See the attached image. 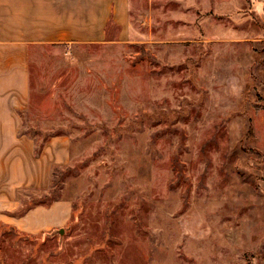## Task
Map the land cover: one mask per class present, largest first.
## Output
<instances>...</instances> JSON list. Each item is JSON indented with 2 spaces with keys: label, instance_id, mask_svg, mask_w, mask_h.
I'll use <instances>...</instances> for the list:
<instances>
[{
  "label": "rangeland",
  "instance_id": "374dc122",
  "mask_svg": "<svg viewBox=\"0 0 264 264\" xmlns=\"http://www.w3.org/2000/svg\"><path fill=\"white\" fill-rule=\"evenodd\" d=\"M86 1L78 42L27 46L18 135L65 161L1 211L0 264H264V0Z\"/></svg>",
  "mask_w": 264,
  "mask_h": 264
},
{
  "label": "crops",
  "instance_id": "0c3cea01",
  "mask_svg": "<svg viewBox=\"0 0 264 264\" xmlns=\"http://www.w3.org/2000/svg\"><path fill=\"white\" fill-rule=\"evenodd\" d=\"M95 5L105 12L110 2L99 0ZM81 6L82 0H0V213L17 209L20 190L45 188L50 166L64 164L65 144L59 137L47 142L34 158L31 139L18 135V113L26 109L30 85L27 46L79 40L74 30ZM68 216V205L62 201L26 213L37 221L34 227L42 230L61 227Z\"/></svg>",
  "mask_w": 264,
  "mask_h": 264
}]
</instances>
